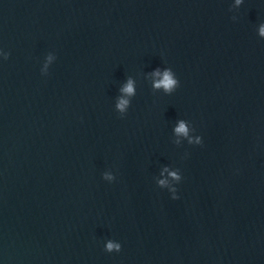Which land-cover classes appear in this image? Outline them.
Returning <instances> with one entry per match:
<instances>
[{
  "label": "water",
  "instance_id": "1",
  "mask_svg": "<svg viewBox=\"0 0 264 264\" xmlns=\"http://www.w3.org/2000/svg\"><path fill=\"white\" fill-rule=\"evenodd\" d=\"M262 28L264 0H0V264H264Z\"/></svg>",
  "mask_w": 264,
  "mask_h": 264
},
{
  "label": "clouds",
  "instance_id": "2",
  "mask_svg": "<svg viewBox=\"0 0 264 264\" xmlns=\"http://www.w3.org/2000/svg\"><path fill=\"white\" fill-rule=\"evenodd\" d=\"M239 2V0H238ZM261 34L264 35V28L261 29ZM157 75H159L160 73L157 72L156 73ZM176 84V81L172 79L171 77V74L168 73V72H165L164 73V78L163 80L159 81L157 84H156V87H164L166 90H171L173 88V86ZM124 91L128 92V93H131L133 91V88H132V85H131V82H129L127 88L124 89ZM127 103L126 101H122L121 102V108L124 106V104ZM177 131L179 132H186V129L184 127L183 124H181L180 128L177 129ZM113 247L112 244H109L108 245V248L111 249Z\"/></svg>",
  "mask_w": 264,
  "mask_h": 264
}]
</instances>
